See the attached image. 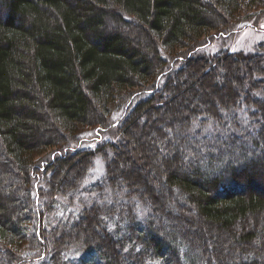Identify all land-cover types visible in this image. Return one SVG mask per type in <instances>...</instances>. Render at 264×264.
<instances>
[{"label":"trees","instance_id":"1","mask_svg":"<svg viewBox=\"0 0 264 264\" xmlns=\"http://www.w3.org/2000/svg\"><path fill=\"white\" fill-rule=\"evenodd\" d=\"M258 8L0 0V264H264Z\"/></svg>","mask_w":264,"mask_h":264},{"label":"rangeland","instance_id":"2","mask_svg":"<svg viewBox=\"0 0 264 264\" xmlns=\"http://www.w3.org/2000/svg\"><path fill=\"white\" fill-rule=\"evenodd\" d=\"M256 11L257 15L254 18H251L248 23L240 25L235 29L233 28L226 32L218 30L209 31L207 35L211 38L205 41L201 48L193 50L192 52L198 51L214 54L219 51L253 52L258 49V46L264 45V8H258ZM116 116L117 114L112 116L108 127H100L97 128V130L92 129V132L89 133L90 137L98 135L100 139L103 138V132H105L109 127L115 126L114 122H116ZM145 176L152 186L157 187L156 189L159 188L157 183L154 182V178H152V173L150 175L149 173L147 175L145 174Z\"/></svg>","mask_w":264,"mask_h":264}]
</instances>
